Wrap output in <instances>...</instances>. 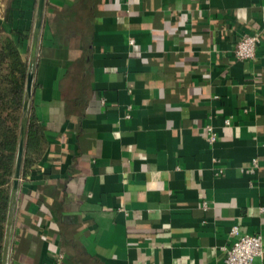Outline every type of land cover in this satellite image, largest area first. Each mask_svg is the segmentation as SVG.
Returning <instances> with one entry per match:
<instances>
[{"label":"crops","instance_id":"1","mask_svg":"<svg viewBox=\"0 0 264 264\" xmlns=\"http://www.w3.org/2000/svg\"><path fill=\"white\" fill-rule=\"evenodd\" d=\"M44 1L7 264H224L231 225L264 264V0ZM37 2L0 0L27 64Z\"/></svg>","mask_w":264,"mask_h":264},{"label":"trees","instance_id":"2","mask_svg":"<svg viewBox=\"0 0 264 264\" xmlns=\"http://www.w3.org/2000/svg\"><path fill=\"white\" fill-rule=\"evenodd\" d=\"M27 71V61L20 57L14 42L0 36V264ZM28 119L23 156L40 140V130L34 119ZM26 162L27 158L24 159Z\"/></svg>","mask_w":264,"mask_h":264},{"label":"built area","instance_id":"3","mask_svg":"<svg viewBox=\"0 0 264 264\" xmlns=\"http://www.w3.org/2000/svg\"><path fill=\"white\" fill-rule=\"evenodd\" d=\"M262 32L255 31L250 34H244L233 49V55L238 60H252L255 57L256 47L262 40ZM228 121H226V124ZM206 139L212 143L216 140V134L213 133L210 126L204 128ZM204 206V204H202ZM229 244L221 248L223 252L224 264H253L255 258L262 254L261 237L257 234H251L246 231H240L237 225H231L229 228ZM54 264H60L63 259L61 253L50 256Z\"/></svg>","mask_w":264,"mask_h":264},{"label":"water","instance_id":"4","mask_svg":"<svg viewBox=\"0 0 264 264\" xmlns=\"http://www.w3.org/2000/svg\"><path fill=\"white\" fill-rule=\"evenodd\" d=\"M37 7H36V13H35V23L33 26V31H32V38H31V47L29 51V62H28V71L26 73V83H25V90H24V101L22 104V111H21V120L19 124V130H18V146H17V152H16V161H15V167H14V172L12 175V183L10 186L9 194L11 197L8 212H7V221H6V227H5V234H4V243H3V249H2V259H1V264H7L8 261V249H9V242H10V233H11V226H12V213H13V207L16 203V191L18 187V182H19V173H20V168L22 164V154H23V149H24V142H25V133H26V128L28 124V112H29V101H30V95H31V87H32V76H33V69L35 67V58L37 54V49H38V43H39V33H40V28L42 24V13H43V8H44V0H37Z\"/></svg>","mask_w":264,"mask_h":264}]
</instances>
